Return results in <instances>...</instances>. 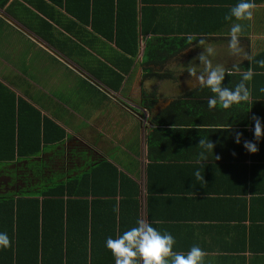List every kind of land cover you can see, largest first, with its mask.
<instances>
[{
    "label": "crops",
    "instance_id": "1",
    "mask_svg": "<svg viewBox=\"0 0 264 264\" xmlns=\"http://www.w3.org/2000/svg\"><path fill=\"white\" fill-rule=\"evenodd\" d=\"M255 4L253 20L241 22L245 27L240 56L229 54L226 39H230L231 25L210 36L212 40H204L214 49V65L229 69L264 47V1ZM193 6L197 5L166 4L161 16L168 22L179 21L183 15L206 19L201 11L193 12ZM35 11L23 0L0 6V82L66 130L64 144L49 147L48 153L54 158L55 152L65 151L67 165L63 166V159H52L47 162L52 170L45 177H33L26 185L20 183L21 187H40L64 173L72 167L69 150L86 146L139 185L140 218L170 232L177 241L174 251L187 253L199 245L207 253L205 264H264V138L255 154L243 147V140L254 141L252 117L264 119V94L259 92L264 72L254 71L248 104L209 109L211 93L201 88L198 77L188 74L192 66L200 72L194 59L203 49L197 42L163 67H142L146 41L141 39L133 66L122 72L112 62L126 64L114 42L91 37L89 25L76 27L78 37L48 20L58 28L54 31L57 46L37 32L49 34L54 28L35 17ZM61 12L69 16L64 9ZM66 25L73 28L68 21ZM61 30L65 35L59 34ZM104 63L123 75L121 83ZM11 69L18 80L8 76ZM257 74L261 76L255 78ZM239 79L238 74L226 77L225 84ZM49 88L64 99L46 98ZM70 88L88 100L75 101ZM74 116L81 118V126L75 125ZM236 132L243 133L240 145L234 140ZM201 136L216 145L215 155L220 159L196 163L195 146ZM85 159L83 150L82 165ZM197 170L199 178L194 175ZM1 177L0 192L2 188L7 191L12 184L6 172Z\"/></svg>",
    "mask_w": 264,
    "mask_h": 264
},
{
    "label": "trees",
    "instance_id": "2",
    "mask_svg": "<svg viewBox=\"0 0 264 264\" xmlns=\"http://www.w3.org/2000/svg\"><path fill=\"white\" fill-rule=\"evenodd\" d=\"M9 1L0 0V6L5 7ZM23 1L33 6L37 10L34 16L46 24L54 21L78 37L76 27L89 25L91 37L114 42L126 64L111 61L122 72L133 66L141 39L146 41L142 67L151 64L163 67L198 40H212L210 36L221 34L231 25L224 16L237 3V0ZM261 1L264 0H254ZM172 3L195 4L192 11H201L206 19L183 15L179 21L168 22L161 12L163 6ZM67 21L73 24L72 29L66 25ZM51 26L54 30L49 34L35 29L58 46L54 32L58 28ZM64 30L59 34L65 35ZM189 36L197 39L189 42ZM252 57L264 59V47H259ZM104 64L119 75L121 83L123 75ZM239 66L264 72L248 61ZM260 76L257 74L255 78ZM66 139L67 132L61 125L0 82V177L6 172L9 183L14 182L10 189L2 188L0 192V231L7 232L12 240L10 249L0 251V264H115L105 246L106 239L123 234L140 218L139 185L86 146L69 150L72 167L64 173L40 187H21L20 183L26 185L33 177H45L52 170L47 163L52 159H63V166L67 165L65 151L55 152L54 158L48 153L49 147L62 145ZM83 150L85 165L81 163Z\"/></svg>",
    "mask_w": 264,
    "mask_h": 264
},
{
    "label": "clouds",
    "instance_id": "3",
    "mask_svg": "<svg viewBox=\"0 0 264 264\" xmlns=\"http://www.w3.org/2000/svg\"><path fill=\"white\" fill-rule=\"evenodd\" d=\"M256 4L254 0H237V3L230 8L225 14L224 20L231 23L228 35L230 40L228 43L229 54L232 56H240V35L244 31L242 21H252ZM236 21V22H233ZM194 36H189V42L196 40ZM197 46L203 49L194 62L199 66L198 75L197 67L192 66L188 69V74L198 77L199 84L202 89H207L211 95L207 100L209 109L220 108L222 110L232 109L234 106L240 107L248 104L251 99L254 70L250 66L247 71L241 69L239 64H233L231 68L225 69L220 64L213 63L215 57L214 49L205 44L200 39ZM250 65L255 63L260 69H264V59L254 60L252 56L245 55ZM239 75L240 79L233 83L229 81L226 85V77ZM264 94V87L259 89ZM254 124L253 136L254 141L243 140V147L251 154L259 151L258 142L264 138V119L253 116ZM243 133L236 132L234 140L237 145L242 142ZM197 149L196 163L205 164L210 157L220 159L215 155L216 145L209 137L201 136ZM235 155V153H233ZM196 178L200 177V171L194 173ZM158 223V222H157ZM176 238L168 231H160L153 227L151 223L146 222L143 218H139L135 222V226L124 231L123 234H117L116 238L109 236L105 241V246L111 251L115 260V264H205L207 253L199 246L193 245L187 253L174 251ZM12 240L5 231H0V251L10 249Z\"/></svg>",
    "mask_w": 264,
    "mask_h": 264
},
{
    "label": "rangeland",
    "instance_id": "4",
    "mask_svg": "<svg viewBox=\"0 0 264 264\" xmlns=\"http://www.w3.org/2000/svg\"><path fill=\"white\" fill-rule=\"evenodd\" d=\"M4 68H5V67H4ZM5 69H6V68H5ZM6 70H7V69H6ZM9 71H10V72L8 73V76L13 77V79H14L15 81L18 80V79H16V77H14V76H15V75H14V74H15L14 70L11 69V70H9ZM15 83H16V82H15ZM18 83H19V84H24V83H22L21 81H18ZM49 90H50V91H49L50 93H49V92H48V93H49L50 95H46V94H45V95H46V98L51 99V98H54V96L60 98V95H59V92H58V91H55V89H53V88H52V89L49 88ZM68 92H71V93H72L73 90L70 88V90H69ZM74 92H78L77 89L74 90ZM74 92H73L74 95H72V99H74L75 101H78V100H80L81 98H82V100H80V101H84V102H85V101L88 100V97L85 98V96H84L83 93L78 94V93H74ZM50 96H51V97H50ZM65 98L68 99L66 96H65ZM60 99H62V98H60ZM63 99H64V98H63ZM63 99H62V100H63ZM51 100H52V99H51ZM77 112H78V111H77ZM78 113H79V112H78ZM82 117H83V116H82ZM74 121H75V125H78V127L81 126V125L83 124V121L81 120V118L77 119L76 116H74ZM13 183H14V182H13ZM13 183H12V185H13ZM11 187H12V186H11Z\"/></svg>",
    "mask_w": 264,
    "mask_h": 264
},
{
    "label": "flooded vegetation",
    "instance_id": "5",
    "mask_svg": "<svg viewBox=\"0 0 264 264\" xmlns=\"http://www.w3.org/2000/svg\"><path fill=\"white\" fill-rule=\"evenodd\" d=\"M3 179H2V177H0V186H1V184L3 183ZM1 188V187H0Z\"/></svg>",
    "mask_w": 264,
    "mask_h": 264
}]
</instances>
